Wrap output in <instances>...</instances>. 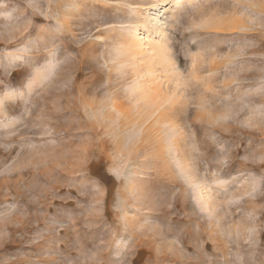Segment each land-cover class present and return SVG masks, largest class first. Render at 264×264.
Listing matches in <instances>:
<instances>
[{
	"label": "rangeland",
	"instance_id": "374dc122",
	"mask_svg": "<svg viewBox=\"0 0 264 264\" xmlns=\"http://www.w3.org/2000/svg\"><path fill=\"white\" fill-rule=\"evenodd\" d=\"M0 161V264H264V0H0Z\"/></svg>",
	"mask_w": 264,
	"mask_h": 264
},
{
	"label": "clouds",
	"instance_id": "9594fccd",
	"mask_svg": "<svg viewBox=\"0 0 264 264\" xmlns=\"http://www.w3.org/2000/svg\"><path fill=\"white\" fill-rule=\"evenodd\" d=\"M188 22L185 21V24ZM21 44L24 43L23 40L20 41ZM181 53L178 51L177 56H179ZM25 70H21L17 73H22ZM28 71V70H27ZM30 73V71H28ZM31 74V73H30ZM24 80L23 75H17L15 81L17 83H22ZM107 148L105 150V154L100 155L98 159H96L94 162L91 163L90 165V172L93 176L96 177H103L104 174H106L107 177L111 178L115 182V187L117 186V182L115 181V178L112 177L110 174L107 172V168L111 161L107 159ZM4 162V161H0ZM177 191H182L186 193L187 200L183 204L184 210H186L189 213L188 217H185L186 219H189V222H202V227L207 226V221L202 217L200 214L199 210L195 207L196 199H197V194L196 191L193 188H187V189H180L178 188ZM116 249H113L111 253L107 254L104 256V259L102 261V264H117V261L115 259V253ZM62 264V262H60ZM67 264H82L81 260L76 258L75 256L73 259H70L67 261ZM83 264H87V261H84ZM143 264H176L175 261L169 260V259H160V260H153L152 258H149L146 261H143Z\"/></svg>",
	"mask_w": 264,
	"mask_h": 264
},
{
	"label": "bare ground",
	"instance_id": "6f19581e",
	"mask_svg": "<svg viewBox=\"0 0 264 264\" xmlns=\"http://www.w3.org/2000/svg\"><path fill=\"white\" fill-rule=\"evenodd\" d=\"M181 1L174 2L172 8L179 7L181 5ZM152 38L141 36L140 43L142 45V53L147 54L148 59L151 61L154 58L158 57H166L165 55V49H164V43L161 42H155Z\"/></svg>",
	"mask_w": 264,
	"mask_h": 264
},
{
	"label": "snow or ice",
	"instance_id": "6c2138e0",
	"mask_svg": "<svg viewBox=\"0 0 264 264\" xmlns=\"http://www.w3.org/2000/svg\"><path fill=\"white\" fill-rule=\"evenodd\" d=\"M192 67H193V69H196L197 65H196L195 62L193 63ZM176 74H177V75H181L179 72H177ZM194 77H195V74H194V73H188V78H189V80L194 79ZM202 95H203V94H202ZM201 106H202V107L206 106V102L203 100V98H202ZM188 179H189V181H190V178H188ZM192 187H193L194 189H196L197 186H196V185H192ZM202 210L207 211V209H202Z\"/></svg>",
	"mask_w": 264,
	"mask_h": 264
}]
</instances>
